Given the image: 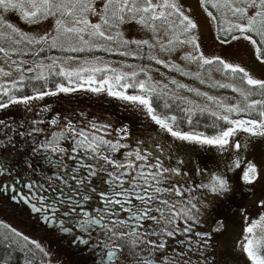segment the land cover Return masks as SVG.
<instances>
[{
  "label": "snow or ice",
  "instance_id": "obj_1",
  "mask_svg": "<svg viewBox=\"0 0 264 264\" xmlns=\"http://www.w3.org/2000/svg\"><path fill=\"white\" fill-rule=\"evenodd\" d=\"M200 4L216 23L220 45L246 41L264 63V0ZM16 14L29 25L51 20L52 27L41 35L25 32L6 19ZM134 24L151 39L127 38L124 28ZM195 31L198 24L180 0H0V43L8 44L0 46V54L12 66L11 71L0 68V76L19 74L0 83V110L22 104L43 117L0 119V195L70 236L77 248L93 255L94 264H216L210 241L225 230L214 216L216 205L235 194L234 181L251 192L264 178V157L248 159L246 140L237 138L242 133L264 139V79L220 56L206 57ZM186 46L190 52H183ZM145 47L149 62L200 85L212 80L213 67L238 77L242 87L219 81L209 87L230 88L239 99L226 104L177 75L162 84L153 81L146 66L125 72L99 56L80 55L102 51L144 59ZM157 47L168 56L183 52L180 59L199 70L159 58ZM53 51L60 55H49ZM73 62L78 66H66ZM25 89L33 95L19 94ZM129 89L137 94H128ZM78 90L130 102L154 127L144 125L137 134L129 125L89 112L49 116L51 106L36 110L31 103ZM185 91L206 103L201 106L181 94ZM205 114L211 119L205 127L215 129L212 135L197 130L198 119L194 123ZM185 143L215 147L222 164L209 167L194 160ZM10 151L23 152L22 162L7 159ZM258 205L264 209V199ZM249 219L245 216L237 247L249 264H264V212ZM4 228L0 264H51L50 253L37 241Z\"/></svg>",
  "mask_w": 264,
  "mask_h": 264
},
{
  "label": "rangeland",
  "instance_id": "obj_2",
  "mask_svg": "<svg viewBox=\"0 0 264 264\" xmlns=\"http://www.w3.org/2000/svg\"><path fill=\"white\" fill-rule=\"evenodd\" d=\"M180 3L183 6V10L186 14H189L190 17L198 24V31H195V35L199 37V43L201 44V50L204 52L205 56L208 58L214 56H220L223 59L228 60L229 62L238 63L241 66L245 67L247 71L250 72L255 78L264 79V63H260L254 54V49L246 42V41H236L231 45H220L215 39V31H214V23L210 21L201 7L200 0H180ZM6 19L11 22L14 26L22 29L25 32L32 33L35 35H41L45 31H48L52 27V21L49 20L37 25H29L23 20L19 18V14L7 16ZM125 35L127 38H148L151 39L150 33L141 30L138 25L125 26L124 28ZM14 59V58H13ZM103 62H107L111 67L116 68L118 70H122L125 72L139 71L141 67L123 63L115 60H105L102 59ZM29 63L31 61L29 60ZM128 65H132V67H128ZM67 67H77L78 62H73L70 65H66ZM0 68H3L5 71H11L12 66H10L9 62H6L3 57H0ZM149 74L152 76L153 81H159L162 83L166 79V75L163 73H159L157 71H152L150 68L146 67ZM19 74L13 72L11 77H3L0 76V83L5 82V80L15 79ZM140 78H143L141 75ZM218 78L223 81H228L231 84L239 86L232 78H226L222 75H218ZM162 80V81H161ZM58 82V81H57ZM240 87V86H239ZM21 94V93H19ZM128 94H137L133 90V92H128ZM33 95V93H31ZM64 97V98H63ZM81 97H85V99L89 100L91 103L97 102V107L107 105L106 102H111L110 100L115 102V107L111 110L112 112H104L98 111L97 117H103L107 119H112L114 113L118 115L117 121L115 124L117 126L120 125H129V121H131V129L135 130L133 132H137L139 128L144 125H148L149 127H154L150 121H148L143 113L137 110L134 106L131 105L130 102H126L120 100L116 97L109 96L106 92L104 93H92L86 90H78L72 93H59L56 96H47L42 100H34L31 103L36 106V110L44 108L46 106H51L52 112L47 115H55L56 113L69 114L72 113L69 110L68 104L64 103L63 99H78ZM227 97H223V101L226 104H231L232 100L225 99ZM221 99V96H220ZM105 100H108L104 102ZM89 105V104H88ZM118 107V109L116 108ZM121 113L127 117L122 119ZM8 117H14L16 120H22L24 118L33 119V118H43L35 116L34 112H26L24 105H17L10 107L8 110H0V119H6ZM120 117V118H119ZM128 120V121H127ZM137 134H139L137 132ZM238 134L237 138H245V134ZM242 136V137H241ZM247 143V158L254 159L257 162L260 161L262 157H264V139L260 138H245ZM183 149L190 153L195 160L196 157H200L199 161L202 164H206L207 161L212 160V156L216 150L215 147L211 146H200L196 144H183ZM22 158L24 156L23 152ZM235 194L230 198H226L220 201L216 205V212L214 216L217 219H221L224 222L225 230L219 234H213L211 241L214 245V258L216 260V264H249L246 256L240 252L237 247V241L243 236V229L246 227L245 216L249 217L248 223L251 222V219H257L261 212H264V209L260 208L258 205V201L260 199H264V178H262L255 186V188L249 192L247 187L242 186L239 182H235ZM218 213L219 215H216ZM5 212L0 211V227L2 225L5 226L4 223L12 226L17 231H22L27 229L25 232L30 240L37 241L42 247L45 248L51 255V264H69L70 259L67 253V249L64 247L63 242L61 246V250L57 249V244L54 242L57 235L49 236L48 234H53L45 230L37 229L32 227L27 228L29 220H18L14 218L12 212H8L9 215L5 216ZM4 223H3V222ZM211 227H215V224H211ZM4 230L0 229V232ZM29 232V233H28ZM48 233V234H47ZM61 243V242H60ZM59 248V247H58ZM73 264V263H70ZM77 264V263H74ZM78 264H82L78 261Z\"/></svg>",
  "mask_w": 264,
  "mask_h": 264
},
{
  "label": "trees",
  "instance_id": "obj_3",
  "mask_svg": "<svg viewBox=\"0 0 264 264\" xmlns=\"http://www.w3.org/2000/svg\"><path fill=\"white\" fill-rule=\"evenodd\" d=\"M209 10H212V9H209ZM228 19L229 20H233L235 22V18H233L231 16V14L229 13L228 14ZM214 23V31L216 29V23ZM195 34V32L193 33ZM161 35H163V32L161 33ZM215 35H216V31H215ZM0 46H4V47H8V44L6 43H0ZM131 51H135V46H132V49ZM191 51V47L190 46H186L183 50V52H190ZM155 54L159 57V58H162V59H165V60H171L173 62H176V63H179L181 65V67H183L185 70L187 71H192V72H195V71H198V67L194 64H188L187 62L185 61H182L180 59V57L183 55V52H177V53H174L172 54L171 56H168V55H164V54H161L160 51H159V48L157 47L155 50H154ZM49 55H60L59 52L57 51H53L51 53H49ZM82 59L83 58H87V59H92L96 56H99L101 57L102 59H105V60H115V61H119V62H123V63H128V64H132V65H135V66H138V67H148L150 68L152 71H157L159 73H163L166 75V79L164 81H162V84H167L169 82V79L171 78L172 75H177L175 73H172L171 70L169 68H165L164 65H156L154 61L152 62H149L147 60V49L145 47V58L144 59H139L135 56H127V57H122L118 54H115V53H104L102 51H94L92 53H83V54H80ZM0 57H3V54H0ZM14 59H16L17 57H13ZM28 60L31 61V58L28 57L27 58ZM218 75H222L226 78H232L230 75L228 74H225L224 72L222 71H216L215 70V67H213V70H212V73H211V76H212V80L209 81L208 83H205L204 85H200L198 81H193L190 77H179L177 75V79L181 80V82L183 83H187L189 84L190 86H194V87H199L201 89V91H207L209 92L210 95H213V96H216V97H219L221 96V100H223V97H227L225 99H231L232 102L231 104H234L236 103V101L239 99V96L237 93H234L230 88L229 89H219V88H210L209 87V83H212L214 81H219L221 83H230L228 81H223L221 79L218 78ZM205 76H207V74H205ZM236 83L239 84L240 87H242V82L240 81V79L237 77V78H232ZM59 82V81H58ZM238 86V87H239ZM37 87H39V85H37ZM49 87H51L53 90L54 89V85L50 84ZM169 87H173L172 85L169 84ZM128 92H133L132 89H129ZM136 92V91H135ZM32 90L31 89H25L21 94L23 95H31ZM181 94L183 95H191V97L193 99H197L198 102L200 103L201 106H203L206 101L201 97V98H197L194 96V94H188L186 91L185 92H182ZM64 98V97H63ZM255 98H259V97H255ZM64 103L68 104L69 106V110H71V112H79V111H85V112H89L95 116H97V112L98 111H104V112H109L111 113L112 109L115 107V102L110 100L111 102H106L108 100H105L104 102L107 103V105H101L100 107H97L96 104H98L97 102H93L91 103L89 100L85 99V97H81V98H78V99H63ZM89 104V105H88ZM118 109V107H116ZM116 113L113 114V116L111 117L112 119H107V120H111L113 123H115L117 121V117L118 115H115ZM121 117L122 119H125V115H123L121 113ZM120 118V117H119ZM199 120V128L197 130L199 131H204L206 132V134L208 135H212L214 134V131L215 129L211 128L210 126L209 127H205V125H210L211 124V119L207 116V114H205L204 116H198V117H195L194 118V123L196 120ZM115 121V122H114ZM128 121V120H127ZM129 125L131 126V121H129ZM186 128V125L184 126ZM132 131H135V130H132ZM242 135V134H241ZM242 137V136H241ZM242 139H245V138H242ZM193 158V157H192ZM200 158V157H199ZM198 157H196L195 160H199ZM212 160H213V164L217 163V162H220L222 164V161H221V154H219L217 152V149L215 150L213 156H212ZM3 222V221H2ZM4 223V222H3ZM5 225L7 226H10L6 223H4ZM11 228H13L12 226H10ZM1 230H5L4 228V225H2L0 227ZM20 233H22L20 231ZM24 236H26L24 233H22ZM28 237V236H27ZM29 238V237H28ZM22 259V258H21Z\"/></svg>",
  "mask_w": 264,
  "mask_h": 264
},
{
  "label": "flooded vegetation",
  "instance_id": "obj_4",
  "mask_svg": "<svg viewBox=\"0 0 264 264\" xmlns=\"http://www.w3.org/2000/svg\"><path fill=\"white\" fill-rule=\"evenodd\" d=\"M7 159H9L10 161H12L13 163H16L18 161L22 162V154H20L19 151H10L7 154ZM200 160V159H199ZM209 167H212L213 164V160H209L206 163ZM0 211L1 212H5V216L6 215H11L8 214V212H12L14 218L18 219V220H29L30 223H28L27 228H31L30 230H32V227L37 228V229H41V230H45L48 231L50 233L53 234H48L49 236H56V239H54V242L57 244V249L61 250V246H62V242L64 247L67 249V253L69 255V259L71 262L70 263H77L78 261H80L82 264H94V257L91 253H89V251L87 249H83L82 250V246L81 248H77L73 243L70 242L71 238L70 236L60 233L58 230H54L52 228V226L50 224H46L42 219H40L36 214H33L29 207L23 205V204H19V203H15L12 202L8 196L5 195H0ZM32 224V227H31ZM27 229L22 230L21 232L25 234V232ZM29 233V232H28ZM26 235V234H25ZM28 236V235H26ZM31 237V236H28ZM61 242V243H60ZM210 243L213 245V242L210 241ZM212 251H214V245H213V249ZM195 259V257H194Z\"/></svg>",
  "mask_w": 264,
  "mask_h": 264
}]
</instances>
